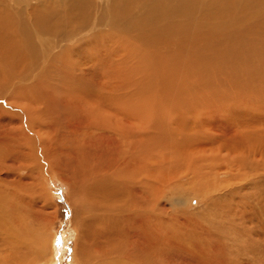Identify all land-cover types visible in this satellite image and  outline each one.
Here are the masks:
<instances>
[{
  "label": "bare ground",
  "instance_id": "1",
  "mask_svg": "<svg viewBox=\"0 0 264 264\" xmlns=\"http://www.w3.org/2000/svg\"><path fill=\"white\" fill-rule=\"evenodd\" d=\"M263 156L264 0H0V264L62 263L54 187L75 264H257Z\"/></svg>",
  "mask_w": 264,
  "mask_h": 264
},
{
  "label": "rangeland",
  "instance_id": "2",
  "mask_svg": "<svg viewBox=\"0 0 264 264\" xmlns=\"http://www.w3.org/2000/svg\"><path fill=\"white\" fill-rule=\"evenodd\" d=\"M91 98H92V96H90ZM92 99H94V98H92ZM204 110H202V109H200L199 110V113L198 114H200V115H198V116H200L201 117V121H203L202 122V124H203V126L205 127V128H208L209 127V125H207V124H209L208 123V115H207V112L209 111L208 109H206V108H203ZM179 110H181L180 108L179 109H177V110H175V112H174V116L176 115V116H178L179 114H181L180 112H178ZM178 112V113H177ZM178 115H177V114ZM233 114H235L234 113V111H233ZM182 115V114H181ZM242 115V113L240 112V113H238L237 115H235V117L234 116H232V117H234L233 118V121L236 123V125H239V124H241V123H243L244 122V120H243V118L242 117H240ZM202 116H203V118H202ZM202 119H204V120H202ZM179 120H177V124H176V121H174V124L173 125H178L179 124ZM205 122V123H204ZM223 138V137H222ZM204 139V140H203ZM212 140V141H211ZM209 141V142H208ZM200 143H199V145H202V147H203V149H207V151L205 150V151H203V152H201L202 154L201 155H203V153L204 154H206L205 156H208V155H210V154H217V153H220V155H218V158L217 159H219L220 158V156L222 157L223 155H227L228 157H231V156H233V158L234 157H237V155H241L242 153H241V151L240 150H238L237 148H236V141L235 140H233V139H228V138H226V143H230V146L228 145V144H225L224 142H223V140L222 139H213L212 137L210 138L209 136H200V141H199ZM203 142H205V143H203ZM214 143V144H213ZM207 145V146H206ZM232 146V147H231ZM217 147V148H216ZM228 147V148H227ZM230 147V148H229ZM235 149H234V148ZM210 148H211V150H210ZM225 151H224V150ZM232 149V150H231ZM211 152H210V151ZM213 150V151H212ZM231 150V151H230ZM234 150V151H233ZM236 150H238V152L236 151ZM205 152H207V153H205ZM230 153V154H229ZM241 158H235L234 159V162H233V166L234 167H232V169H233V171H235V172H237L236 171V168L239 166V164H240V162H241ZM263 163H264V156H263V159L261 160ZM182 164H180L179 163V167H180V169H185V166L182 168V166H181ZM177 166V165H176ZM177 166V167H178ZM175 167V166H174ZM177 167L176 168H174V170H176V171H174V173H178L177 172V170L179 169H177ZM223 170H225V169H223ZM227 170V169H226ZM225 170V171H226ZM184 170H182V172H183ZM225 171L223 172V174H221V178L219 177V178H217L218 179V181H222L223 182V180L225 181L226 179H228V178H230L231 177V173H232V171H230L229 169L226 171V173H225ZM181 171H179V173H180ZM230 172V173H229ZM262 173V172H261ZM172 174V173H171ZM238 175V174H237ZM238 177H239V175H238ZM220 179H222V180H220ZM183 180H186L185 178H183V179H181L180 181H183ZM185 183V182H184ZM203 185H200V186H198L199 188H201L202 189V197L203 198H205L206 196H208L207 195V193L205 192L206 191V184L205 183H202ZM202 186L204 187V188H206V189H204V188H202ZM187 186H179V188H176V187H172V185L170 186V191L168 192L169 194H168V197L169 196H171L172 194H176L175 192H177V193H180V192H183V193H188L189 195H195V191H194V189H189V191H187ZM195 188V187H194ZM157 189L162 193V194H164L165 195V197H166V193L162 190V188L161 187H157ZM250 191H252V190H244L243 192H245L244 194H243V192L241 193V194H239V196H237L236 197V201H239L240 203H242V201L245 199V195L247 194V196L249 197V192ZM171 192V193H170ZM53 198H52V201H53V203H55L54 205H55V215H54V220H52V224H51V229H52V231H54V232H56V234H57V236H59V237H61V236H64L65 237V240L67 239V241L65 242V251H64V258H62V263L61 264H75V263H73V249H74V240H75V238L73 239V237H75V235L73 236V231L71 230L72 229V227H71V220H70V218H71V215H72V209H71V205H70V202L66 199V198H64L63 196H62V194L58 191V189L56 188V187H54L53 188ZM211 194H214V193H211ZM205 196V197H204ZM180 198H182V197H180ZM178 199L179 198H174L173 200H171L170 201V203L171 204H169L170 206L169 207H176L177 205H178ZM228 200V199H227ZM229 201V200H228ZM228 201H224V202H226V203H223L224 205L225 204H227L229 207H230V205H229V203H231V206L233 205H235V207H237V208H240V206H238L237 204L238 203H236L235 202V200L234 201H232V200H230L229 202ZM191 202V205H194V202L195 201H190ZM248 203H249V201H248ZM222 204V205H223ZM226 205V206H227ZM200 208V209H199ZM197 207V206H195L194 208H192V211L193 212H195L196 210V212H198L199 214H203L206 210H205V206L203 207V205H201L200 207ZM201 208H202V210H201ZM233 208V207H232ZM232 208H230V209H232ZM191 209V208H190ZM190 209H187V210H190ZM194 209H196V210H194ZM172 211H173V208H172ZM201 213H200V212ZM211 212H217V210H215V209H212L211 210ZM251 214V213H250ZM207 218H208V220H226L224 217H222V216H218V217H214L213 215H207ZM2 222L0 223L1 224V228H6V222H7V220H6V218H2V219H0ZM5 220V221H4ZM245 220H248V219H245ZM38 222V224H37V222ZM35 223V225L34 226H39V224H40V220H35L34 221ZM3 223V224H2ZM69 229V230H68ZM69 236V237H68ZM189 245V244H188ZM264 254V253H263ZM262 253L260 254V255H258V257L260 258H262V257H264V255H263ZM257 257V258H258ZM254 258H256V257H254ZM256 258V263L258 264V259ZM44 263V262H43Z\"/></svg>",
  "mask_w": 264,
  "mask_h": 264
}]
</instances>
